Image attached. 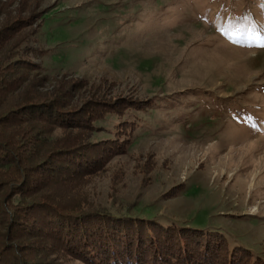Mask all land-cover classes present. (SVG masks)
<instances>
[{
  "label": "rangeland",
  "instance_id": "obj_1",
  "mask_svg": "<svg viewBox=\"0 0 264 264\" xmlns=\"http://www.w3.org/2000/svg\"><path fill=\"white\" fill-rule=\"evenodd\" d=\"M1 1L11 12L0 15L1 27L22 20L14 33L35 49V99L52 105L65 91L71 106L61 119L80 126L45 124L46 137H85L91 173L55 185L64 186L67 203L107 212L91 218L104 226L118 222L112 211H151L188 236L220 232L230 264H264V49L221 31L264 27V0ZM94 119L99 128H85ZM36 178L44 180L35 191L46 187L37 195H48L51 180ZM6 222L0 210V237ZM191 241L189 249L223 245L219 237Z\"/></svg>",
  "mask_w": 264,
  "mask_h": 264
},
{
  "label": "trees",
  "instance_id": "obj_2",
  "mask_svg": "<svg viewBox=\"0 0 264 264\" xmlns=\"http://www.w3.org/2000/svg\"><path fill=\"white\" fill-rule=\"evenodd\" d=\"M2 14L11 18V12L0 0ZM21 25L23 21L19 19H7L3 27L0 24V187H4L0 191V210L8 220L5 238L0 237V264H50L53 256L82 264H204L208 259L209 264H230L233 253L220 232L201 229L195 232H202L203 236H188L184 225L163 220L151 211L145 214L112 211L118 222L104 226L95 224L91 218L109 215L107 212L84 210L81 205L67 203L68 194L62 189L65 184H73L77 175L91 173L90 162L82 159L87 150L85 137L82 134L46 137L50 133L47 124L54 131L80 126L68 127L61 119L62 110L71 106L66 102L65 91L60 95L57 92L52 105L35 99L33 72L41 67L29 59L35 49L26 47L24 33H14L23 30ZM37 106L45 109L36 112ZM89 127L97 130V119L89 121L85 128ZM37 162L41 165L35 166L36 174L28 172ZM36 175H46L51 180L47 181L48 195H37L46 187L35 191L40 180H44ZM59 184L64 186H55ZM5 189L13 192V196H7ZM7 200L12 204L6 206ZM217 237L223 240V247L199 245V241ZM189 240L191 245H199L197 249L188 248ZM147 245L145 254L139 253Z\"/></svg>",
  "mask_w": 264,
  "mask_h": 264
},
{
  "label": "snow or ice",
  "instance_id": "obj_3",
  "mask_svg": "<svg viewBox=\"0 0 264 264\" xmlns=\"http://www.w3.org/2000/svg\"><path fill=\"white\" fill-rule=\"evenodd\" d=\"M221 31L231 36L234 42H241L236 38L242 37L244 46L264 49V27L254 22L244 25L229 24L227 27L222 28Z\"/></svg>",
  "mask_w": 264,
  "mask_h": 264
},
{
  "label": "bare ground",
  "instance_id": "obj_4",
  "mask_svg": "<svg viewBox=\"0 0 264 264\" xmlns=\"http://www.w3.org/2000/svg\"><path fill=\"white\" fill-rule=\"evenodd\" d=\"M233 86V85H232Z\"/></svg>",
  "mask_w": 264,
  "mask_h": 264
}]
</instances>
